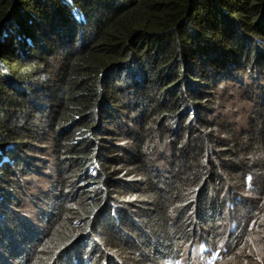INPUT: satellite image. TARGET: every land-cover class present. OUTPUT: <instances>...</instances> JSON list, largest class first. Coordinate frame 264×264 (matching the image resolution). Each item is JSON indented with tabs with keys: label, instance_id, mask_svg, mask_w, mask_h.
Segmentation results:
<instances>
[{
	"label": "trees",
	"instance_id": "trees-1",
	"mask_svg": "<svg viewBox=\"0 0 264 264\" xmlns=\"http://www.w3.org/2000/svg\"><path fill=\"white\" fill-rule=\"evenodd\" d=\"M256 74L264 0H0V264H172L198 241L227 262L263 207L264 99L238 126L218 88ZM47 141L39 231L16 207Z\"/></svg>",
	"mask_w": 264,
	"mask_h": 264
},
{
	"label": "rangeland",
	"instance_id": "rangeland-1",
	"mask_svg": "<svg viewBox=\"0 0 264 264\" xmlns=\"http://www.w3.org/2000/svg\"><path fill=\"white\" fill-rule=\"evenodd\" d=\"M218 90L222 97L218 99L217 109L218 114H225L223 121L235 122L238 126H248L250 110L254 107L253 100L264 99V75L256 74L253 79L239 76L237 79L223 81ZM40 146L42 147L36 153V172L23 178L24 191L18 195V205L16 207L28 222H32L38 227L39 231L46 229V224H43L39 219V213L49 212L50 210L48 201L53 197V183L51 180L53 181L59 177L55 169L57 165L50 142L47 141V143ZM153 152L154 154L151 157L156 164V147ZM164 166L162 165V168ZM239 214L243 215L244 211L241 209ZM218 220L224 222L223 219ZM235 222L232 219L224 222V224L233 228ZM238 225H240L239 221ZM244 229L245 232H240L241 238L229 251V259L221 264H264V202L261 214L249 220ZM219 234L220 237L226 236L223 230ZM233 234L235 233L227 234L226 238L230 241ZM226 238L222 240V243L225 244L224 240ZM223 247L225 248L226 245ZM198 251L196 243L191 247L186 246L184 257L188 258L187 261L191 259V263H198L200 260ZM184 264H189V262H184Z\"/></svg>",
	"mask_w": 264,
	"mask_h": 264
},
{
	"label": "clouds",
	"instance_id": "clouds-1",
	"mask_svg": "<svg viewBox=\"0 0 264 264\" xmlns=\"http://www.w3.org/2000/svg\"><path fill=\"white\" fill-rule=\"evenodd\" d=\"M235 229H238V224L236 222L235 224H233V228H230V231L233 233V230ZM194 243L197 244V248L199 250L198 252H199L200 260L198 263H194V262L191 263V259L187 261L188 258L184 257V252H185L184 251L182 254V257L174 261L172 264H184V262H189V264H217L218 259L220 258V252H222V249L210 247L204 241H198ZM194 243H192L189 246L191 247ZM224 245H225L224 243L221 244V246H224Z\"/></svg>",
	"mask_w": 264,
	"mask_h": 264
},
{
	"label": "bare ground",
	"instance_id": "bare-ground-1",
	"mask_svg": "<svg viewBox=\"0 0 264 264\" xmlns=\"http://www.w3.org/2000/svg\"><path fill=\"white\" fill-rule=\"evenodd\" d=\"M54 180H55V179H54ZM47 181H48V180H47ZM51 182H52V180H51ZM46 184H47V183H46ZM47 185H48V184H47ZM50 185H51V184H50ZM76 194H77V193H76ZM76 194H75V195H76ZM19 195H20V194H19ZM73 195H74V194H73ZM19 198H20V197H19ZM48 200H49V199H48ZM48 202H49V201H48ZM67 202H68V201H67ZM64 203H65V202H64ZM58 204H59V203H58ZM1 206H2V205H1ZM2 207H3V206H2ZM59 207H60V206H59ZM262 213H263V212H262ZM247 231H248V230H247ZM44 232H45V231H44ZM34 237H35V236H34ZM35 238H37V237H35ZM32 239H33V238H32ZM35 241H36V239H35ZM37 243H38V242H37ZM37 243H36V244H37ZM31 248H32V247H31ZM28 249H30V248H28ZM46 249H47V248H46ZM46 249H45V250H46ZM28 251H29V250H28ZM31 251H32V250H31ZM92 253H93V252H92ZM22 256H23V255H22ZM24 256H25V255H24ZM23 259H24V258H23Z\"/></svg>",
	"mask_w": 264,
	"mask_h": 264
}]
</instances>
